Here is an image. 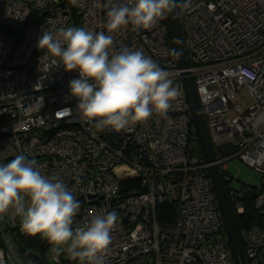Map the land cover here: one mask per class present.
<instances>
[{
	"label": "built area",
	"instance_id": "obj_1",
	"mask_svg": "<svg viewBox=\"0 0 264 264\" xmlns=\"http://www.w3.org/2000/svg\"><path fill=\"white\" fill-rule=\"evenodd\" d=\"M108 4L0 0V151L5 155L0 164L23 154L36 161L43 175L57 176L80 203L73 228L94 214L115 211L117 223L105 264H235L210 164L197 148L181 76L187 71L214 149L213 163L236 214L244 212L237 198L249 196L246 189L257 192L252 204L259 221L241 226L238 236L247 264H264V178L256 188L236 191L227 185L236 178L227 163L234 158L264 174V0H191L189 8L181 6L185 70L176 61L168 14L151 29L134 31L128 25L108 33ZM33 9L44 14L41 23L26 22ZM68 26L104 31L113 37L116 51L142 50L168 71L179 96L167 115L154 112L147 121L120 131L98 130L85 120L69 89L79 72L47 68L39 59L45 55L37 47L42 32ZM240 92L246 96L235 105L233 98ZM132 178L139 179L140 189L122 184ZM163 204L175 210L171 224L157 220V208ZM4 215L15 233L26 234L18 216ZM0 253L7 264V252L0 248ZM64 253L51 251L50 258L55 264H80L69 254L63 259Z\"/></svg>",
	"mask_w": 264,
	"mask_h": 264
},
{
	"label": "clouds",
	"instance_id": "obj_2",
	"mask_svg": "<svg viewBox=\"0 0 264 264\" xmlns=\"http://www.w3.org/2000/svg\"><path fill=\"white\" fill-rule=\"evenodd\" d=\"M104 6L109 8L105 27L113 33L128 25L134 31L151 29L178 5L175 0H126L119 5L109 0ZM180 6L189 8L191 0ZM113 45V37L104 31L73 26L43 31L37 41L38 49L45 50L39 59L47 68L79 72V78L69 82L70 95L77 100V111L98 130H125L154 112L166 116L179 96L169 72L142 50L116 51ZM79 209L67 186L55 175H43L34 159L18 154L0 164V216H18L26 234L42 236L57 253L64 250L80 264H105L117 214H94L73 228Z\"/></svg>",
	"mask_w": 264,
	"mask_h": 264
},
{
	"label": "water",
	"instance_id": "obj_3",
	"mask_svg": "<svg viewBox=\"0 0 264 264\" xmlns=\"http://www.w3.org/2000/svg\"><path fill=\"white\" fill-rule=\"evenodd\" d=\"M175 2L177 3L178 6L173 10L172 13H169L170 38L177 64L180 69L185 70L188 67V61H187L186 53L184 51L183 40H182L181 6H180L181 0H175ZM64 4L65 1H62L60 3V6H63ZM43 16L44 14L38 15L37 9H33L30 11L26 19V22L41 23ZM181 76H182V82L184 85L186 97L192 113L193 121L196 127L197 138L200 144L202 155L205 161L210 164L208 166V173L211 178L214 194L222 217L230 251L232 253L235 264H247L243 254V250L241 247L240 239L235 226V222L227 198V194L225 191L224 183L219 172V168L216 164L213 163L215 161L214 149L211 140L209 138L204 115L197 97L193 79L187 71H183ZM244 194H248L251 198H255L257 192L251 189H246L244 191ZM243 198H244L243 196H239L237 200L242 201ZM17 250L25 258L36 257L32 252L28 251L21 245L17 246Z\"/></svg>",
	"mask_w": 264,
	"mask_h": 264
},
{
	"label": "trees",
	"instance_id": "obj_4",
	"mask_svg": "<svg viewBox=\"0 0 264 264\" xmlns=\"http://www.w3.org/2000/svg\"><path fill=\"white\" fill-rule=\"evenodd\" d=\"M69 7L70 6L68 4L67 8L69 9ZM167 21L169 22V14L167 17ZM197 142L199 144L198 140ZM199 147H200V144H199ZM199 151L202 154L201 148H199ZM215 153H216V150H215ZM131 182L132 184H129ZM122 184L126 186V189H140V181L138 178L123 180ZM252 203H253V199L249 196H245L242 199V204L244 205V212L240 215L236 214L234 208L232 207V205H230L232 215L234 218V222H235V226H236L238 233H239L241 226H249L250 224L259 221V217L256 215V213L253 210ZM174 216H175V210L171 205L163 204L157 208V220L161 224H165V225L171 224L174 220ZM3 225L6 226V230L3 229ZM14 230H15L14 228L10 227L5 215L0 216V248L3 249L4 252H7L8 247L3 237V234H4L7 240L9 241L10 245L12 246V248H14L16 251H18L17 246L21 245L36 256L35 258L33 257L25 258L18 252L20 261L22 264H26L27 259H32L35 264H43V261L37 255V251H45L49 247V241L43 239L42 237H40V235L33 236V235H28V234H19V233H15ZM7 232H10L12 235H14L15 237L14 241H15L16 247L12 245L11 241L9 240L6 234ZM6 263L9 264L8 261Z\"/></svg>",
	"mask_w": 264,
	"mask_h": 264
},
{
	"label": "rangeland",
	"instance_id": "obj_5",
	"mask_svg": "<svg viewBox=\"0 0 264 264\" xmlns=\"http://www.w3.org/2000/svg\"><path fill=\"white\" fill-rule=\"evenodd\" d=\"M246 95L244 92H240L238 95H236L233 98V103L236 105L237 103H240L239 97H245ZM197 148L199 149V144H197ZM5 155H3L0 151V160L4 159ZM228 163V172H230L232 175H235L236 178H233L230 182H228L227 185H229L232 189L239 191L242 189L243 186L253 187L256 188L260 185V182L262 178H264V174H261L260 172L254 170L253 168L249 167L245 163H243L240 159L234 158L230 160ZM239 204H242L239 203ZM3 229L6 230V226L3 225ZM9 240L11 241L12 245L16 247L15 244V237L10 232L6 233ZM42 237V236H40ZM43 238V237H42ZM45 239V238H43ZM47 240V239H45ZM55 251L54 246L50 244L49 247L45 251H37V255L39 258L43 261V264H55L52 259L50 258V252ZM64 250H60V252H63ZM63 259L68 258V253H64L62 255ZM7 261L9 264H22L20 261L19 253L13 248V252L8 249L7 251ZM26 264H35L32 259H27ZM67 264H76L74 262H70Z\"/></svg>",
	"mask_w": 264,
	"mask_h": 264
}]
</instances>
